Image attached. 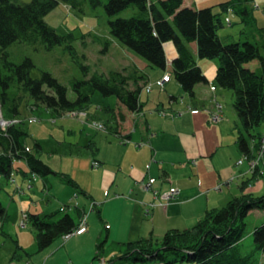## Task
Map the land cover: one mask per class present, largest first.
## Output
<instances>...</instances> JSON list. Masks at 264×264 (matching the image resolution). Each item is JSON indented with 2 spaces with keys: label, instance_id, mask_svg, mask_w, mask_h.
I'll use <instances>...</instances> for the list:
<instances>
[{
  "label": "trees",
  "instance_id": "obj_1",
  "mask_svg": "<svg viewBox=\"0 0 264 264\" xmlns=\"http://www.w3.org/2000/svg\"><path fill=\"white\" fill-rule=\"evenodd\" d=\"M252 1H222L218 3L220 11H215L214 5L187 6L184 0L104 2L113 37L149 65L166 70L164 45L169 41L174 43L178 55L172 62L171 78L173 76L191 98L196 96L197 84L209 82L197 58L218 61L215 83L233 92V107L237 114L236 143L248 159L255 158L261 148L263 131L260 128L264 126V26L256 24L254 7L250 6ZM60 2L82 9L85 0H0V103L6 118L16 120L19 117L21 105L28 95L35 100L31 109L42 105L62 116L75 109L87 108L97 91L104 97L115 96L130 112H141L144 107L141 93L147 75L144 72L140 74L138 68L131 74L125 70H111L74 79L71 87L76 99L72 100L68 97V87L51 72L43 70L40 78L32 76L36 65L31 57L19 63L10 60L8 47L18 41L36 48L52 49L62 43L73 48V34L58 33L46 20V15ZM91 2L93 5L103 3L102 0ZM131 7L135 10L130 16H118ZM229 10L236 16L239 14L244 23L252 24L253 41L227 42L219 35L218 30L225 25L222 14ZM193 42L197 46V58L191 47ZM252 62L256 65H251ZM83 67L85 73L88 72V67ZM106 109L116 112L109 106ZM119 115L120 119H125L122 111ZM101 123L104 125L101 130H109L108 124ZM28 136L29 131L23 127V122L10 124L6 129L0 126V175L17 186V173L35 174L43 179L55 174L78 187L72 177L53 170L41 158L42 145L38 140L32 146L27 145ZM18 162H24L26 166ZM261 173L256 167L253 179ZM251 180H245L244 187ZM15 190L25 191L21 186ZM254 209H264V194L243 192L220 208L208 209L203 218L191 227L169 229L161 238H139L118 243V252H123L119 258L154 260L155 264H258L254 260V251L264 252V223L253 231V251L244 252L242 248L246 217ZM6 215L7 210L0 202V217L5 218ZM82 216V211L77 208L74 212H28L25 220H29L35 229L39 250H44L78 227ZM105 242L104 239L98 242L94 258L103 257ZM21 258L18 252H13L10 260ZM112 260H108L109 264Z\"/></svg>",
  "mask_w": 264,
  "mask_h": 264
},
{
  "label": "crops",
  "instance_id": "obj_2",
  "mask_svg": "<svg viewBox=\"0 0 264 264\" xmlns=\"http://www.w3.org/2000/svg\"><path fill=\"white\" fill-rule=\"evenodd\" d=\"M222 1L226 0L218 2ZM184 4L203 6L197 0H184ZM250 6L255 8L254 0ZM256 20L258 27L264 26V18ZM164 46L167 69L157 80L171 74L178 55L173 42ZM191 47L197 58L196 43ZM197 60L209 82L196 85L194 98L178 82V95L158 94L144 101L141 93V112H130L110 96L99 106L109 130L93 124L96 113L89 106L61 116L58 143L62 145L57 150L56 171L68 174L78 187L59 176L63 184H57L59 190L54 189L52 212H63L64 204H72L65 211L79 208L87 216L88 230L60 237L63 242L48 252L47 264H87L103 239L106 242L101 259L105 264V252H117L118 243L161 238L169 229L193 226L208 209L220 208L236 195L255 193L254 182L243 185L252 173L251 164L245 159L238 164L242 152L236 143L235 126L219 100L225 89L215 83L218 61ZM133 64L150 81L144 71L149 64ZM106 106L116 110L115 114ZM120 111L124 120L120 119ZM95 161L100 165L95 166ZM151 177L156 180L147 188ZM172 187L179 190L176 196L160 204L162 194Z\"/></svg>",
  "mask_w": 264,
  "mask_h": 264
},
{
  "label": "rangeland",
  "instance_id": "obj_3",
  "mask_svg": "<svg viewBox=\"0 0 264 264\" xmlns=\"http://www.w3.org/2000/svg\"><path fill=\"white\" fill-rule=\"evenodd\" d=\"M20 1L28 2L30 0ZM106 1L102 0V4L93 5L91 0H85L82 9L60 2L46 15V20L58 33L62 35L73 34L74 39L71 41L73 48L67 47L66 43L58 44L52 49H47L43 46L36 48L31 44L18 41L8 47L10 60L19 63L26 57H31L36 65L32 71V76L40 78L43 70L51 72L68 87V97L72 100L76 99V93L71 87V82L74 79H83L90 77L96 72L102 73L111 70H125L127 74L134 73L138 67L133 64L134 61L140 65L143 62H148L113 37L109 26L110 17L104 7V2ZM218 1L197 0L198 3L203 5L202 7L214 5V10L220 11L221 7L218 5L220 3ZM254 1V16L261 21L264 18V0ZM134 10L132 7L128 8L118 14V16H130ZM222 16L225 25L218 30V33L225 41L246 39L253 41L252 24L244 23L240 15L238 14L236 17L232 10L223 13ZM206 60L213 59L206 58ZM84 65L88 67V72L86 73ZM251 65L254 64L251 63ZM144 71L149 75L150 82L153 84V89L150 92L145 89L142 92L144 101L148 97L151 100L153 96L158 94L166 97L171 93L179 94L178 83L174 77H172V81L165 88L157 82L160 74L165 72L163 69L147 65ZM185 96L189 99L187 95ZM233 97L232 90L225 89L223 96L219 100L225 106L227 119L230 120L234 127L237 121V114L233 107ZM108 98L104 97L99 91L94 94L92 102L89 104V109L95 112L96 115L91 121L100 123L106 121L99 106L102 105L103 99L107 100ZM33 104H35V100L28 95L21 105V113L16 120L7 119L2 111L0 124L2 123L1 125L5 128L1 127L6 129L10 124L23 122V127L29 131L27 145L32 146L38 140L42 145L41 158L56 171L57 150L62 145V143H58L62 118L51 109H47L42 105L31 109ZM260 129L263 131L261 148L255 158L245 159L251 164L252 173L246 178H251V182L255 183V193L252 192L254 195L264 194V126ZM93 133L95 132L93 131ZM245 157L242 154L241 158ZM18 164L23 167L26 166L24 162H18ZM252 164H254L253 167ZM256 167L260 168L262 173L253 179V170ZM15 177L18 183L17 186H21L25 191H16V184L0 175V202L7 210L6 217H0V264H47L48 252L57 249L58 244L63 242V238H59L52 246L39 250L35 229L29 220H25V215L28 212L51 213L52 209H54L52 208L54 189L59 190L60 185L57 186V184L61 183V179L55 174H51L45 179L38 175L36 178H32L33 174L22 175L21 173H17ZM67 208L63 211L67 210ZM263 223L264 209L250 211L246 217L245 238L242 243L244 252L253 251V231L256 226ZM72 237L74 238V236ZM116 251L105 252L104 254L105 260L113 259L110 264H155L154 260L132 261L120 259L119 257L123 252H118V248ZM13 252H18L19 255H22V258L10 260ZM27 252L31 253V255H27ZM254 252L255 262L264 264V252L258 250ZM92 258L93 256H90L87 264H103L101 258H94L93 260ZM78 263H81V261ZM67 264L72 263L67 262Z\"/></svg>",
  "mask_w": 264,
  "mask_h": 264
},
{
  "label": "built area",
  "instance_id": "obj_4",
  "mask_svg": "<svg viewBox=\"0 0 264 264\" xmlns=\"http://www.w3.org/2000/svg\"><path fill=\"white\" fill-rule=\"evenodd\" d=\"M170 79V76L168 74H166L163 78V80H159L158 83L163 85L164 81H168ZM147 90L150 91L152 89V84H148L146 86ZM212 88L214 89L215 87L212 86ZM221 106V105H220ZM218 116H215L214 117V120L217 119ZM2 124V123H1ZM3 128H5L3 125H1ZM97 128L99 129H103L104 128V125L102 123H99V122H94L93 123ZM243 161V159H240L239 160V163H241ZM95 166H99L100 165V162L98 161H95L94 163ZM254 164H252V167H253ZM156 178L155 177H151L149 179V182L146 184L147 185V188H151L152 184L155 182ZM178 189L176 187H172L168 192H165L164 194H162L161 196V200H160V204H167L171 199H173L176 194L178 193ZM64 207V206H63ZM88 230V226H87V216L86 215H83L81 217V220H80V224L78 227H76L71 233H68V234H65L64 235V238H68L70 237L71 235H74V234H82L84 232H86Z\"/></svg>",
  "mask_w": 264,
  "mask_h": 264
},
{
  "label": "bare ground",
  "instance_id": "obj_5",
  "mask_svg": "<svg viewBox=\"0 0 264 264\" xmlns=\"http://www.w3.org/2000/svg\"><path fill=\"white\" fill-rule=\"evenodd\" d=\"M2 108H0V117H1V115H2V110H1Z\"/></svg>",
  "mask_w": 264,
  "mask_h": 264
}]
</instances>
